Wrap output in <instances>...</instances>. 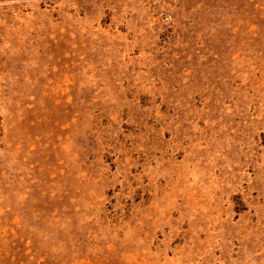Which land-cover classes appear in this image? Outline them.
Returning a JSON list of instances; mask_svg holds the SVG:
<instances>
[{
    "label": "rangeland",
    "instance_id": "obj_1",
    "mask_svg": "<svg viewBox=\"0 0 264 264\" xmlns=\"http://www.w3.org/2000/svg\"><path fill=\"white\" fill-rule=\"evenodd\" d=\"M0 264H264V0H0Z\"/></svg>",
    "mask_w": 264,
    "mask_h": 264
}]
</instances>
